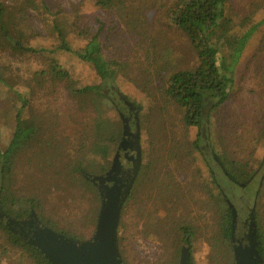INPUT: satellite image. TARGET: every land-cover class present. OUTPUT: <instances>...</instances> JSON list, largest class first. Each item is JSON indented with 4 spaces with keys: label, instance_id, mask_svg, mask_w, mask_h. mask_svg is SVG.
Here are the masks:
<instances>
[{
    "label": "rangeland",
    "instance_id": "obj_1",
    "mask_svg": "<svg viewBox=\"0 0 264 264\" xmlns=\"http://www.w3.org/2000/svg\"><path fill=\"white\" fill-rule=\"evenodd\" d=\"M46 1L55 14L48 19L64 31L74 50L84 46L102 24L103 55L119 66L109 89L105 88L110 100L91 106L96 113L80 110L69 99L64 84L52 88L46 83L35 89L30 105L23 110V118L35 116L43 126V134L40 143L26 149L17 161L13 192L35 198L44 220L59 229L83 241L91 238L96 229L98 198L77 173L68 172V166L75 167L79 162L88 171L85 179L98 190L93 179L104 176L87 167L101 161L84 154L78 144L80 137L76 136L79 129L91 131L92 119L97 117L115 135L132 136L138 150L134 153L139 168L118 227L125 264H167L160 256L164 246L149 239V234L158 229L169 237L172 228L187 223L194 227L198 237L194 243L195 264H208L204 239L211 237L219 221V213L206 192L210 175L215 176L234 210L236 236L241 235L244 221L255 205L260 207L257 210L264 224V24L232 63L229 101L218 109H212L209 103L200 130L185 126L182 110L164 94L163 82L168 76L192 71L197 65L195 50L168 18L167 11L175 0H112L110 8L98 7L96 0ZM231 3L235 25L243 16L252 14L255 5L262 4V8L246 28L264 18V0ZM35 21L42 23L37 17ZM242 30L238 26L233 32ZM232 34L220 40L223 57L230 52ZM55 43L44 37L32 41L31 46L53 49ZM0 56L9 66L11 77L26 81L35 70L47 68L44 58ZM54 57L76 88L99 85L91 65L62 51L55 52ZM16 101L11 91L0 86L2 149L15 126L20 107ZM117 153L115 150L112 163ZM223 154L237 163L230 166L237 182L221 173L216 160ZM232 247L226 241L229 252Z\"/></svg>",
    "mask_w": 264,
    "mask_h": 264
},
{
    "label": "trees",
    "instance_id": "obj_2",
    "mask_svg": "<svg viewBox=\"0 0 264 264\" xmlns=\"http://www.w3.org/2000/svg\"><path fill=\"white\" fill-rule=\"evenodd\" d=\"M111 2L112 0H96L95 4L101 8H110ZM261 5H255L252 8L254 10L252 14L243 16L238 25H235L232 19L235 12L231 0H175L169 7L167 15L172 26L187 38L197 56V65L192 71L172 73L163 82L164 94L182 110V122L185 126L202 130L208 104H212L210 106L212 109H218L229 101L233 83L232 63L243 51L247 41L264 24L263 18L246 28L257 10L262 8ZM54 15L46 0H0V55L8 54L20 59L29 55L38 59L44 58L47 61L45 70H35L31 79L26 81L19 76L11 77L9 66L1 61L3 56H0V86L11 91L17 104H20L9 142L4 149L0 146V213L15 222H24L34 214L40 224L50 231L70 241L85 243L90 241L93 235L83 241L81 237L59 229L56 224L44 220L40 213L39 202L35 198L17 196L12 190L17 161L26 149H31L40 143L39 139L43 134V126L35 116L30 114L27 119L23 118V110L30 105V98L35 89L42 88L46 83L52 88L64 84L69 99L75 101L80 110L85 108L87 111L96 113L91 106H98L99 103L110 100V98L107 99L109 90L106 94L105 88L109 89L110 82L119 66L115 60H107L103 55V46L100 41L102 24L84 46L74 50L66 39L64 31L60 30L52 19H48ZM36 17L42 20V23H37L39 26L36 24ZM238 26L243 27L244 30L234 33L233 30ZM230 34H232L230 52L223 57L220 55L222 50L220 40ZM44 37L55 40L53 49L31 46L32 41ZM57 51L70 53L81 63L91 65L95 76L100 81L99 85L76 88L70 76L58 65L54 57ZM23 88H26L25 93L21 92ZM76 136L80 137L78 144L85 150L84 154L101 161L100 164L89 165L87 168L93 172L97 171L98 174L110 171L113 165L112 155L117 150L122 137L115 135L106 122L97 117L92 119L91 131L82 128L76 132ZM262 140L264 141V137ZM85 141H87L86 144ZM82 149L78 151L82 152ZM218 160L217 164L222 170L221 173L237 182L236 176H232L230 171V166L237 163L226 158L224 154L219 156ZM68 170L71 175L77 173L85 185L94 190L99 203L96 211L99 213L100 194L85 179L87 169L78 162L75 167L68 166ZM206 182L208 184L206 192L219 213V221L216 222V228L211 232V237L204 239L208 247V264H234L233 250L229 252L225 248L226 241L231 243L233 237L234 210L217 185L215 176L210 175ZM131 189L122 205L118 227L121 224L125 203L131 195ZM258 208L260 207L256 205L253 208L252 241L258 264H264V224L259 217ZM156 225L153 224L154 227ZM157 230L149 234V239H155L158 244L164 246V253L160 256L166 259L167 264H180L184 248H187L188 264H195L194 243L198 237L192 225L187 223L176 229L172 228L169 237ZM116 249L120 264H125L118 230ZM0 264L52 263L40 250L24 242L0 221Z\"/></svg>",
    "mask_w": 264,
    "mask_h": 264
},
{
    "label": "water",
    "instance_id": "obj_3",
    "mask_svg": "<svg viewBox=\"0 0 264 264\" xmlns=\"http://www.w3.org/2000/svg\"><path fill=\"white\" fill-rule=\"evenodd\" d=\"M135 151L138 152L136 149ZM117 158L118 153L111 170L105 177L93 179L100 194L101 208L97 215L96 229L90 241L78 243L65 239L42 226L34 214L24 222H15L0 213V221L24 242L40 250L52 264H120L116 249L120 211L133 186L139 161L136 158V166L130 170L122 188L114 183L110 186L104 185L113 181L112 175L117 171L118 166ZM231 243L234 264H258L251 237L248 238L247 244H241V240H232ZM180 264H188L187 248L182 250Z\"/></svg>",
    "mask_w": 264,
    "mask_h": 264
},
{
    "label": "flooded vegetation",
    "instance_id": "obj_4",
    "mask_svg": "<svg viewBox=\"0 0 264 264\" xmlns=\"http://www.w3.org/2000/svg\"><path fill=\"white\" fill-rule=\"evenodd\" d=\"M135 140L132 136L126 135L121 138L120 144L116 150L118 152V166L117 171L113 173L112 175V182L105 183L104 185L110 186L113 185V183L119 187L122 188V185L127 181L128 176L130 174V170L136 166L137 160L135 158ZM215 160V159H214ZM217 161V160H216ZM218 163V162H217ZM111 168V167H110ZM109 168V169H110ZM109 171V170H108ZM107 171V172H108ZM106 173H104L102 176H106ZM103 189V188H102ZM252 220H253V210L249 212L247 218L244 221V224L242 226L241 235L236 236L235 232V216H234V225H233V237L232 240H241V244H247L248 238H252ZM237 238V239H235ZM238 245V243L236 242Z\"/></svg>",
    "mask_w": 264,
    "mask_h": 264
}]
</instances>
